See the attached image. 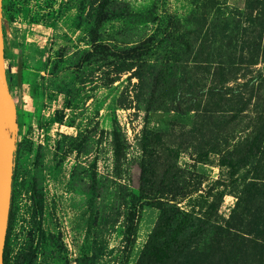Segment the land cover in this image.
<instances>
[{
    "label": "rangeland",
    "instance_id": "rangeland-1",
    "mask_svg": "<svg viewBox=\"0 0 264 264\" xmlns=\"http://www.w3.org/2000/svg\"><path fill=\"white\" fill-rule=\"evenodd\" d=\"M3 36L9 264H136L176 204L170 264H264V0H3Z\"/></svg>",
    "mask_w": 264,
    "mask_h": 264
},
{
    "label": "trees",
    "instance_id": "trees-1",
    "mask_svg": "<svg viewBox=\"0 0 264 264\" xmlns=\"http://www.w3.org/2000/svg\"><path fill=\"white\" fill-rule=\"evenodd\" d=\"M102 20L103 19L101 16L100 21ZM152 40H154L153 37L147 38L143 42L139 43L137 46L130 49L129 53L133 52V54L139 56L146 54L151 47ZM259 57L260 58L262 57L264 59V51H262V53L259 52L252 53L250 64L254 65L258 63ZM155 136H157V134H154V132L151 130L147 131L144 135L143 150L147 155H151L152 142ZM115 138L117 142L116 151L119 152L120 146L118 143L119 137L117 133ZM263 140H264V132L261 131L259 136L257 137V140H254L252 142V145L244 151V154L241 156L240 159L243 161L239 160L237 162H245L248 160H254L257 157L261 158V156H264ZM14 179H15V174H14ZM13 185H14V180H13ZM13 200H14V194L12 193L9 226L6 237L5 250H4V264H9V253L7 246H8V239H9L10 230L12 226V219H13ZM191 215L192 213L186 211L185 209H182L178 204L171 205L170 207H166V206L162 207V212L160 215L159 222L153 233L150 235L147 243L145 244L142 254L140 255L138 262L136 264H170L169 262L173 258V256L179 251V249L181 250L184 247L183 237L187 228L191 224V220H192ZM132 225L133 224L129 226V230H131Z\"/></svg>",
    "mask_w": 264,
    "mask_h": 264
},
{
    "label": "water",
    "instance_id": "water-1",
    "mask_svg": "<svg viewBox=\"0 0 264 264\" xmlns=\"http://www.w3.org/2000/svg\"><path fill=\"white\" fill-rule=\"evenodd\" d=\"M3 38V0H0V51L3 50ZM0 75L3 79L6 77L5 67L1 61ZM15 159V150L3 132L0 131V264H4V250L12 203Z\"/></svg>",
    "mask_w": 264,
    "mask_h": 264
},
{
    "label": "bare ground",
    "instance_id": "bare-ground-1",
    "mask_svg": "<svg viewBox=\"0 0 264 264\" xmlns=\"http://www.w3.org/2000/svg\"><path fill=\"white\" fill-rule=\"evenodd\" d=\"M16 125V106L4 83H0V131ZM9 141V140H8Z\"/></svg>",
    "mask_w": 264,
    "mask_h": 264
}]
</instances>
